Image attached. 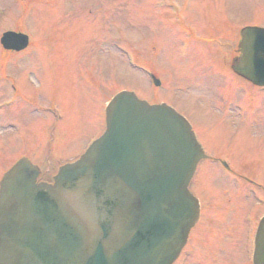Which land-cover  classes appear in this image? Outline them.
<instances>
[{
	"label": "rangeland",
	"instance_id": "rangeland-1",
	"mask_svg": "<svg viewBox=\"0 0 264 264\" xmlns=\"http://www.w3.org/2000/svg\"><path fill=\"white\" fill-rule=\"evenodd\" d=\"M189 18L197 25L185 30ZM245 25L264 27V0H0V38L13 29L33 39V50L25 54L9 52L0 42V104L10 102L0 106V178L26 154L42 167L41 178L51 180L62 162L80 155L87 140L103 130L105 100L127 88L150 101L159 96L172 101L213 155H224L244 177L264 183V90L256 91L230 68ZM133 54L141 57L138 62L135 56L140 65L132 62ZM223 65L227 70L217 68ZM212 66L219 69L215 82ZM149 67L162 74V89L150 84ZM23 70L32 72L27 89L44 102L40 109L23 102ZM249 89L257 99L253 106L247 105ZM58 110L62 119L56 123ZM238 113L234 117L242 123L235 127L227 115ZM223 175L208 162L192 183L209 196L206 202L224 201L227 209L209 208L207 221H217L214 235L210 239L200 228L184 264L251 260L259 206L247 201L253 205L250 216L245 203L231 210L239 199ZM207 185L209 193L218 189L221 195H208ZM245 223L252 227L250 251Z\"/></svg>",
	"mask_w": 264,
	"mask_h": 264
},
{
	"label": "water",
	"instance_id": "water-1",
	"mask_svg": "<svg viewBox=\"0 0 264 264\" xmlns=\"http://www.w3.org/2000/svg\"><path fill=\"white\" fill-rule=\"evenodd\" d=\"M6 48L23 49L24 34L7 32ZM233 69L264 84V28L242 31ZM204 156L189 122L173 108L133 92L107 107L103 135L54 183L20 159L0 185V264H172L195 223L189 190ZM264 264V219L254 256Z\"/></svg>",
	"mask_w": 264,
	"mask_h": 264
}]
</instances>
